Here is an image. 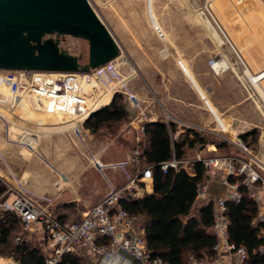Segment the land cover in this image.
<instances>
[{
	"label": "crops",
	"instance_id": "obj_1",
	"mask_svg": "<svg viewBox=\"0 0 264 264\" xmlns=\"http://www.w3.org/2000/svg\"><path fill=\"white\" fill-rule=\"evenodd\" d=\"M196 4L191 0H172L160 5L170 7L163 15L160 14L159 19L169 33L168 37L173 40L169 48L172 51L153 56L157 59L154 67L159 81L156 84L151 78L145 80L154 97L143 93L138 108L127 103L130 126L136 131L144 121L161 119L167 124L169 120L175 127V135L179 137L192 136L186 125L197 124L208 128L200 134L210 139L217 136L216 117L219 114L234 123L231 131L239 136L251 128L262 129L259 151L254 156L264 164V98L246 74L247 67L253 73L264 69V0H202L201 5ZM197 6L206 7L219 30L203 11L199 19L195 9ZM232 51L239 60L233 58ZM216 56L228 62L225 69L216 70ZM178 58L186 63L187 71L180 66ZM258 83L264 89V78ZM201 94L211 100L218 114L205 103ZM1 127L0 123V176L7 183L23 185L37 199L48 195L60 198L50 204V208L55 202L56 206L61 207L56 217L66 216L68 222L79 220L72 215L82 214L86 208L101 202L108 193L109 184L114 185L107 176H91L89 173L96 171L90 170L87 162L81 159H70L59 170L52 163L40 160L34 155L38 130L22 128L20 138L14 141L8 138L10 129L4 128L7 130L6 136L5 132H1ZM85 131L90 137V130L85 128ZM136 134L137 137L141 135ZM27 150L32 154L25 160L23 157L27 155ZM206 150L216 153V145L210 142L206 147L199 148L196 157L205 156L203 152ZM242 156L249 158L245 153ZM60 170L66 176V185L58 179ZM210 176L212 180L208 193L215 202L225 194L227 188L221 180L220 170L212 168ZM60 187L63 190L58 193ZM142 188L139 196L152 193L153 180L143 183ZM30 231L31 238L27 236L28 240H33L47 254L50 240L45 226L34 224ZM74 252L82 257L85 264H133L131 259L120 253L115 254L112 260L105 261L85 246L77 247ZM196 261H199L197 264H233L234 258L228 251L219 250L214 257L205 255L200 260L192 257L190 264H196Z\"/></svg>",
	"mask_w": 264,
	"mask_h": 264
},
{
	"label": "built area",
	"instance_id": "obj_2",
	"mask_svg": "<svg viewBox=\"0 0 264 264\" xmlns=\"http://www.w3.org/2000/svg\"><path fill=\"white\" fill-rule=\"evenodd\" d=\"M111 63L112 61L96 68L92 74L3 70L0 74V81L8 84L11 96L10 104L13 107L23 100L24 94H31L35 104L40 102L46 107L47 101L48 108L61 110L72 116H82L88 109V100L82 93L83 85L79 79L80 75L104 74L109 80H112L111 75L116 78L119 73L116 68L110 66ZM178 63L187 71L181 60ZM201 96L206 98L205 94H201ZM129 100L133 106H139V100L133 94H130ZM89 115L82 120V125ZM0 117L4 118L1 114ZM171 123L167 120L169 127ZM216 124H218V119ZM186 129L199 133L208 130L207 127L197 124H187ZM75 131L79 130L75 129ZM215 132L220 139L237 145L243 153L251 158L242 155L209 157L197 155V159L205 163L209 176L199 184L196 199L198 202L209 203L211 201L208 193L212 180L210 173L212 168L220 170L221 180L227 190L214 202V222L211 231L217 240L215 249L228 251L234 258L233 264H243L249 252L245 246H239L229 238L230 219L227 214V202L230 200L239 201L242 197L240 186L244 185L247 188L249 195L258 206V216L255 222L259 225L258 234L263 239L262 245L256 251L264 252V164L256 159L251 149L247 147L236 132L224 128H215ZM192 162L193 160H180L173 156L172 159L162 163V169L167 172L171 167L175 169L179 167L190 168ZM132 163L137 167L135 173L129 171L125 161L112 163L113 167L120 169L124 174L125 183L108 191L103 200L87 208L79 220L72 222L59 220L52 214L50 210L51 201L48 198L37 199L23 185L13 183H7V193L14 195L15 198L12 201L8 199L1 201L0 209L16 213L26 228L44 222L50 240L46 264H61L63 255L75 251L79 246H85L98 253L105 261L112 260L115 254L124 252L133 255L140 264H168L161 258H151L147 249L144 229L138 224L139 217L130 213L120 204V200L123 198L139 196L143 189L142 184L153 180L152 166L144 163L140 145L133 150ZM231 175H244V178L242 182H232L229 180ZM100 237H109L110 242L100 244L98 243ZM20 240L21 237L17 235L15 241ZM124 253L121 255L126 258ZM195 263L197 264L199 261Z\"/></svg>",
	"mask_w": 264,
	"mask_h": 264
},
{
	"label": "rangeland",
	"instance_id": "obj_3",
	"mask_svg": "<svg viewBox=\"0 0 264 264\" xmlns=\"http://www.w3.org/2000/svg\"><path fill=\"white\" fill-rule=\"evenodd\" d=\"M90 1L120 44L121 53L110 65L118 70L119 74L116 78L111 75L112 80H109L104 74H93L92 77H89L91 78L89 79V82L83 83V89L86 96H88V106H90L87 110L91 109L94 111L109 103L114 94L120 90L128 94L127 101L129 103L130 94H133L138 100H140V102L143 93L151 94V96L154 97L146 80L148 81L149 78H151L156 84H158V72L154 67V63H156L157 59H154L153 56L158 53H169L170 45L173 42L171 37H168L170 35L159 19L160 14L163 15L166 9H170L169 6L162 7L160 5L167 4V2L172 0ZM182 1L184 0H181V2ZM191 1L195 4H200L202 2V0ZM195 9L199 19L201 18L200 15L203 11V13L210 17V20L216 29L219 30L217 24L213 22L212 17L206 10L205 6H197ZM216 42H218V40H216ZM61 46L72 54L82 55V62L88 61L89 44L87 40L70 35L61 36ZM232 55L235 60H239L234 51H232ZM215 60V68L219 71L225 69L228 65V62L219 56H216ZM181 61L183 64L185 63L183 60ZM184 66L188 69L186 63ZM93 70H91L89 74H92ZM2 71L3 70H0V74ZM246 74L255 83L264 98V89L258 83L259 80L264 78V69L253 73L247 67ZM10 100L11 97L8 84L0 81V114L4 117H0V123L2 126L1 132H5L7 136V130L10 129L11 135L8 138L9 140L11 139L15 141L20 138L19 131L22 128L38 130L37 150H35L34 155L40 160L52 163L55 166V169H61L64 162L69 159H81L87 162L90 170L96 171V173H89L91 176L98 178L99 174H101L100 176H107L114 183V185L109 184L108 191L112 188L119 187L117 184L126 181L122 171L112 166L113 162L125 161L127 162L129 171L133 172V150L138 145L142 148L145 143V138L141 135L137 138L136 134H141L142 125L138 127V130L134 131L133 127L130 126L129 121L123 122L106 128L99 134H93L90 132L91 135L89 137L85 131V127L82 125V120L89 113L83 118H80L79 116H72L69 113H64L61 110L57 111L52 108L49 110L47 107V101L46 107L41 105L42 103L38 104L37 107L31 99H29V102L31 100L30 106H32V108L28 107L29 109H26L24 100H21L18 105L13 107L9 104ZM205 103L217 113L216 108L207 97L205 98ZM133 107L138 108L139 106ZM216 118L218 119L217 128H224L228 131L233 129L234 123L231 120L222 118L219 114ZM4 128L8 129L5 130ZM131 128L132 131H130ZM75 129L79 131H75ZM258 130V140L253 143L254 149L251 150L253 155L258 154L259 151L262 129L258 128ZM213 137L220 139L217 136ZM211 139L212 137H210L209 141H211ZM207 150L203 152L205 156H209L211 153ZM196 151L197 150H195L192 155L187 156L186 159L193 160V158H197ZM228 152H231V150ZM219 153L222 154L223 152ZM31 154L32 153L27 150V158H25L26 156L23 158L28 160ZM238 155L241 156L243 153ZM249 158L251 157L249 156ZM65 177L66 176L60 170L58 173V179L66 185L68 182H66ZM62 190V187H60L58 193ZM14 198L15 197L11 194L7 199L12 201ZM46 198L50 199V201H57V199H60L50 195ZM44 203L46 204L47 202ZM56 205V202L54 205H51L50 210L53 215L58 214V209L61 208H59V205ZM72 216L81 219L83 217V212L82 214L79 212ZM38 224L44 225V222H39ZM30 232V227L26 228L22 224L16 234L21 238L28 240L27 236L30 235ZM29 238L31 237L29 236ZM31 242L35 243L33 240ZM0 259L2 258L0 257ZM4 260L13 261V264H19L12 258H4Z\"/></svg>",
	"mask_w": 264,
	"mask_h": 264
},
{
	"label": "trees",
	"instance_id": "obj_4",
	"mask_svg": "<svg viewBox=\"0 0 264 264\" xmlns=\"http://www.w3.org/2000/svg\"><path fill=\"white\" fill-rule=\"evenodd\" d=\"M127 98L126 92L117 91L109 103L96 109L84 121V127L93 134H99L115 124L128 122ZM142 125L141 136L145 138L142 159L146 165L152 166L154 189L152 193L142 196L123 198L120 204L139 217V225L144 229L151 258H161L168 264H190L192 257L198 260L205 255L214 257L217 254V240L211 227L215 203L213 200L207 203L196 199L199 184L209 176L205 163L193 158L190 168L171 167L167 172L163 171L162 163L173 156L180 160L186 159L210 142L216 145V153H210L209 156H230L243 152L224 139L213 137L209 141L196 131H189L192 136L177 137L173 124L169 127L161 119L147 120ZM240 136L247 147L253 150L259 130L251 128ZM132 171H137L135 164ZM243 178L244 175H231L229 180L242 182ZM7 189V182L0 176V202L8 198ZM240 191L242 197L239 201L227 202L229 238L237 245L247 248L249 255L243 264H264V252L256 251L263 243L258 234L259 225L255 222L258 206L244 185L240 186ZM57 217L63 222L67 221L66 216ZM21 226L22 222L16 213L0 209V257L12 258L19 264H46V254L37 244L25 238L14 241ZM109 242V237L98 239L100 244ZM61 264L85 262L78 253L70 251L63 255Z\"/></svg>",
	"mask_w": 264,
	"mask_h": 264
},
{
	"label": "water",
	"instance_id": "obj_5",
	"mask_svg": "<svg viewBox=\"0 0 264 264\" xmlns=\"http://www.w3.org/2000/svg\"><path fill=\"white\" fill-rule=\"evenodd\" d=\"M66 35L88 41L87 62L61 46ZM120 53V44L90 0H0V70L89 73Z\"/></svg>",
	"mask_w": 264,
	"mask_h": 264
},
{
	"label": "bare ground",
	"instance_id": "obj_6",
	"mask_svg": "<svg viewBox=\"0 0 264 264\" xmlns=\"http://www.w3.org/2000/svg\"><path fill=\"white\" fill-rule=\"evenodd\" d=\"M84 75H86V74H84ZM84 75H80V77H79V79H80V81H81V83H82V85H83V83L84 82H89L90 80L89 79H91V78H89L90 76L92 77V75H90V76H88V75H86V76H84ZM9 87V86H8ZM82 93H84L85 94V91H84V89L82 90ZM9 94H10V89H9ZM11 97V96H10ZM85 97L87 98V100H88V96H86V94H85ZM33 96L30 94V95H24V98H23V100L25 101V108L26 109H29V108H32V106H30V102H31V100L32 101H34L33 99ZM29 99H31L30 100V102H29ZM39 100V99H38ZM10 104V103H9ZM38 104H41L40 102L38 103ZM38 104H35L37 107H38ZM42 105V104H41ZM10 106H11V104H10ZM29 107V108H28ZM48 107V106H47ZM49 110L51 109V108H48ZM91 112H93V110H86V112L82 115V116H79L80 118H83L85 115H87L88 113L90 114ZM79 118V119H80ZM63 153V152H62ZM63 156H64V154H63ZM66 157V156H65ZM62 159V158H61ZM68 159V158H67ZM70 160V159H69ZM73 163V162H72ZM14 262L13 261H6V260H4V259H0V264H13Z\"/></svg>",
	"mask_w": 264,
	"mask_h": 264
}]
</instances>
